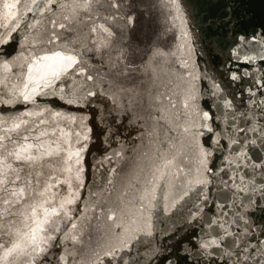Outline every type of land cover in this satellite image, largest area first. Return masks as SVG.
Returning <instances> with one entry per match:
<instances>
[{"label":"snow or ice","instance_id":"1","mask_svg":"<svg viewBox=\"0 0 264 264\" xmlns=\"http://www.w3.org/2000/svg\"><path fill=\"white\" fill-rule=\"evenodd\" d=\"M160 2L179 13V16L171 17L173 22L178 18L183 20L178 0ZM138 7V0H0V44L8 43L23 23L29 31L22 47L31 48L28 55L21 53L11 60L0 62V69L5 73L0 78V105H35L37 97L53 96L68 105L88 108L97 102L96 98L102 97L101 102L111 101L113 105L110 114L121 108L128 112L137 105L147 103L155 108L156 123L159 124L164 118L161 108L164 94H149L136 87H125L122 82L142 70L133 58L132 45L125 40L127 34L134 31ZM29 13L38 14L41 18L24 23ZM188 35L186 30H181V39H187ZM116 44L120 48L114 61L110 57L108 78L91 74L86 55H104ZM164 55L159 50L150 51L142 58L143 67L147 69L149 60H158ZM17 62L21 69L18 75L13 72ZM187 66L188 62L184 61L182 67ZM13 78L15 82H10ZM230 78L233 81L241 79L235 73ZM58 81L61 83L58 84ZM89 82L91 88L87 87ZM256 83L258 88L245 90L249 111L239 112L245 126L237 123L238 110L234 111L233 101L224 100L223 107L228 110L224 113V131L227 133L224 138L229 140V147L240 144L247 149L249 144L255 145L257 139H250L248 133L257 134L264 147V81ZM66 84L78 87L66 91ZM214 87L220 91V85ZM258 90L262 98L256 100ZM168 102L175 108L171 97H168ZM183 106L188 107L187 99ZM253 108L260 112L256 124L252 123L257 119ZM229 115L231 124L228 123ZM199 119L207 122L214 117L204 111ZM87 121V115L53 111L48 107L25 110L17 115H0V264H103V257L115 260L117 251L130 249L132 243L139 239L136 233L142 230L125 228L119 244L104 251L101 256L96 248L91 247L93 233L101 232V226L93 224V221L98 222L103 216L116 228H121L118 220L136 213L143 217L145 212L149 213L150 221L157 191H164L163 199L167 201L170 192L166 189L174 187L172 182L181 175H191V169L185 172L180 167L181 157L186 155L183 142L179 146L176 143L165 146L160 140L163 130L150 128L142 136L159 140L161 147L154 153H143L142 159L146 163L137 165L131 179L117 193L114 205L101 207L99 213L92 207L91 216L87 210L77 213L75 206L83 202L81 190L85 188L84 157L92 139V128ZM199 127L209 133L214 131L208 123H201ZM182 133L188 135L191 129L182 126ZM197 135L203 136L204 133L192 134L195 141V184L201 186L200 195L206 201L211 177L225 169L212 167L213 150L200 143ZM215 135L218 138L212 141L209 137V141L219 145L221 133ZM114 155L122 157L123 153ZM106 159L110 162L113 157ZM239 159L248 161L251 158L246 150H237L233 157L225 158L228 164ZM244 166L247 167V164ZM236 167L241 165L236 164ZM262 167L264 164H252L253 169ZM115 172L113 168L112 173ZM246 175L237 172L228 180L221 178L222 186L232 191L233 197H239L242 206L247 200L248 206L264 210V182L257 185L251 177L246 179ZM162 181H166L163 186ZM107 183L112 185L113 180L108 179ZM191 184L192 181H189ZM257 193L259 198L254 199ZM187 195L188 191H185L179 200H174L172 207ZM137 204L139 207H136ZM219 207L223 209L225 205L220 204ZM85 208L88 209V206L85 205ZM164 210H168L167 206ZM221 214L224 215L223 212ZM239 219L245 225L242 233L231 231L228 225L216 219L208 222L210 228L217 225L222 230L200 244L210 264H247L250 259L264 264V247L260 246L264 244V228L261 229L260 244H254L247 239L252 233L248 220L245 217ZM145 234L152 235L150 222ZM86 235L89 237L87 243ZM97 246H100L99 243Z\"/></svg>","mask_w":264,"mask_h":264},{"label":"water","instance_id":"2","mask_svg":"<svg viewBox=\"0 0 264 264\" xmlns=\"http://www.w3.org/2000/svg\"><path fill=\"white\" fill-rule=\"evenodd\" d=\"M138 2L140 7L137 8L134 31L128 33L125 40L132 45L131 50L135 53L133 58L142 70L122 82L125 87H136L149 94H164L161 106L164 118L159 124L156 123L155 108L149 107L147 103L137 105L128 112L121 108L111 111L110 114L113 105L111 101L101 102L102 97L96 98L97 102L88 108L68 105L58 97H37L35 105H0V115H17L25 110L35 111L48 107L53 111L88 116L87 123L92 128V139L84 157L85 188L81 190L83 202H78L75 207L77 213L87 210L89 216L92 215V207L99 213L101 207L113 206L117 193L131 179L137 165L146 163L142 159L143 153H154L161 147L159 140L142 136L146 130L162 129L160 140L164 141L165 146L171 143L179 146L183 142V152L186 155L181 157L180 167L185 172L191 169V175H181L172 182L174 187L166 189L170 192L167 201L163 199L164 191H157V200L154 202L156 206L151 210L150 221L148 212L143 217L136 213L118 220L117 223L122 224L121 228H116L103 216L98 222L94 220L93 224L98 223L101 226V232L93 233L91 247L96 248L103 256L104 251L119 244L125 228L141 229L142 231L136 233L139 239L132 243L130 249L117 251L115 260L103 257V264H210L200 244L222 231L217 225L210 228V220L216 219L228 225L231 231L242 233L245 225L239 217H245L252 227V233L247 239H251L254 244H260V233L264 228V210L248 206L247 200L242 206L240 198L233 197L232 191L221 183V178L228 180L229 176L237 172L241 175L247 174L245 178L251 177L257 185L264 182V167L252 168L253 163L264 164V147L261 146L257 134L248 133V137L257 139V143L249 144L247 149H243L240 144L229 147V140L224 138L227 135L224 131V113L228 110L223 107L224 100H232L234 111L238 110L237 123L245 126L244 118L239 116V112L249 111L248 94L245 90L258 88L256 82L264 81V0H178L183 20L178 18L174 22L171 17L179 16V13L174 9L170 10L160 0ZM40 18L38 14L29 13L24 23ZM182 29L188 32L187 39H181ZM28 31L22 23L8 43L0 44V62L31 52L30 47H22ZM119 48L120 45L116 44L104 55L88 53L85 59L89 60L90 73L107 79L110 57L114 61ZM156 50L165 55L158 60H149L148 68L145 69L142 58ZM184 61L188 62L186 68L182 67ZM13 72L17 75L21 72L19 62L13 66ZM233 73L241 79L231 80ZM3 75L5 73L0 69V78ZM10 82H15V78ZM217 84L220 85V91L214 87ZM76 87L78 85L66 84V91ZM87 87H92L91 82ZM168 97L172 98L175 108L169 104ZM261 98L258 90L254 99ZM186 99L188 107L184 108ZM204 111H208L214 119L202 122L199 117ZM252 111H255L257 117L252 123L256 124L260 119V112L255 108ZM231 122L229 115L228 123ZM201 123L211 124L214 131L209 133L200 128ZM182 126L189 127L191 133L184 135ZM169 128L172 130L169 131ZM199 132L204 135H197L196 139L213 150L212 167L225 169L211 177L212 183L207 186L206 201L200 195L201 186L195 184V141L192 140V134ZM217 132L221 133L219 145L212 142L218 138L215 135ZM209 137L212 141H209ZM237 150H246L251 159H239L228 164L225 158L233 157ZM118 152L123 153L122 157L114 155ZM109 156L113 157L110 162L106 159ZM236 164L241 167L237 168ZM113 168L116 169L114 174ZM108 179L113 180L112 185L107 183ZM189 181H192L191 185ZM161 184L163 186L166 181ZM185 191H188V195L172 207L174 200H179ZM93 193L97 195H92ZM258 198L257 193L254 199ZM220 204L225 207L221 209ZM165 206L167 211L164 210ZM133 220L136 222L132 223ZM149 222L152 232L150 236L145 234ZM88 240L86 235V243ZM260 246L264 247V244ZM247 264L257 262L250 259Z\"/></svg>","mask_w":264,"mask_h":264}]
</instances>
